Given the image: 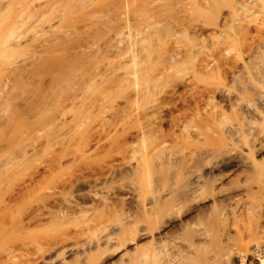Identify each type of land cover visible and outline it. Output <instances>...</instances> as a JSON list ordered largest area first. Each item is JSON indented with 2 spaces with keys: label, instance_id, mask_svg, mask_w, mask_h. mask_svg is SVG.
I'll list each match as a JSON object with an SVG mask.
<instances>
[{
  "label": "rangeland",
  "instance_id": "rangeland-1",
  "mask_svg": "<svg viewBox=\"0 0 264 264\" xmlns=\"http://www.w3.org/2000/svg\"><path fill=\"white\" fill-rule=\"evenodd\" d=\"M0 1L4 6L5 3L2 0ZM30 1L33 2V0ZM30 1L27 0L24 4L22 3L23 0H19L20 3L16 0L17 7L12 3L14 0L11 1V7L13 6L14 10H9V13L13 12L14 14V11L16 13L17 9L15 10V8L19 10V5L21 7L25 5L26 7L28 5L26 2L31 5ZM40 1L42 0L35 3V9L31 8L34 14H31L32 10L30 8L28 9V11H31L29 13L25 10L28 13L25 12L28 18H35L34 15L36 14L37 18H43L42 14L47 10H43V6V13H41L42 11L39 12L41 8H38L37 4ZM46 1L43 0L48 4L49 0ZM55 1L53 4L51 0L49 5H56L58 1ZM90 1L74 0L73 4L72 2L70 5L68 3L67 7L71 8L73 6L74 9L71 8L73 9L72 12L70 10L65 11V14L66 12L73 13L76 8L74 4L78 6L76 10L82 9L78 13L83 14L84 12L85 14V11L90 13L89 11L93 10L90 7L94 6V2L97 5L96 2L99 0L92 1L93 3L91 2L88 9ZM100 1L97 3L102 4L105 0H102V3ZM145 1L147 0L142 2ZM148 2L151 1L148 0ZM153 2L151 3L153 4L152 7L149 6V3H146L149 6H146L148 10L145 7L146 10L143 7V11L139 9L140 12L146 13V16L148 15L151 22L148 23L147 19V25L152 26L151 30L150 28H146L147 30L144 28L146 18L143 19V16L145 15L141 14V17H139L137 14L140 13L137 12L136 15L142 19L139 20L140 23L144 24H137L138 19L133 18L137 19L136 24H134L135 29H133V24L130 23L131 26L129 25V19L127 24L130 27H128H132L133 30L130 29V34L127 32L129 28L127 25L125 26L128 28L126 33L132 36L130 37L125 33L130 37L127 39L125 35L127 40L124 39L125 43L123 41V44L121 43L125 50L115 43L117 49L119 47L121 52L124 50L123 52L127 57L126 59L124 57L125 61L122 57V60L125 63L118 58L121 53L118 57L116 55V58L120 60L117 63L115 52H113L117 49L114 48L115 46H110L116 49L112 51V48L108 46L113 33L109 37V31L107 32L108 35L103 30L101 31L109 37L106 39L107 41L103 38L105 43H102L101 39L103 33H99L101 38L97 41L100 47L96 44L98 49L101 50L102 47L105 49L109 47L110 49L97 52L98 49H94L97 40L96 35H98L96 33L100 32L102 28L99 25L98 30L94 29L96 35L94 30H89L90 32L93 31L94 35L89 31L86 33L88 29L83 30V28L85 29L87 25L82 26L83 28L77 25L80 20L77 24L74 22L77 27L82 28L81 33L78 31L80 29L77 30L74 26L75 24H72L74 27L71 24L69 25V28L71 26L74 29L76 28L73 29L74 34L77 31L78 34H82V38L78 36L80 38L78 45L84 44L89 37L94 39L91 36L92 34L95 36V41L92 39L94 44L90 42V45L97 51L94 52L91 47L93 51H90V45L86 48L85 43L86 46L82 44V47H80L81 45L78 47L82 50L85 47L84 50H89V55L84 50L85 53L80 50L84 54L81 55V52H79L80 56L77 54V57L75 54L78 49L75 53H72L74 52L72 50L71 54L67 53L70 52L71 48L75 49L77 46L71 44L72 40H75V36H73V32L72 34L67 33L69 30L66 31L68 25L65 23L69 20L72 23V20L78 22L77 19H74L78 14H76V10V13L74 12L76 15L69 13L74 18L69 17V19L67 17V21L64 25H61L64 22L62 11L67 8H64L66 4L64 1L65 4H58H61L63 6L61 8L64 9L58 11L60 7L55 6L57 7L55 12L60 13H58L59 15L54 13L59 18L63 17L62 22L56 16L58 19L55 20L58 23L54 24V18L56 17L52 14L53 9H49L47 15L43 14L47 19L46 16L51 13L52 16L49 17L51 20L47 19L48 23L54 21V23L52 22L53 26L49 25L51 28L55 26L57 28L55 27L52 32H48L46 31L48 27L44 25L46 29L42 28L44 31L39 32L36 29L45 23H39L38 21L41 20L39 18L34 19L35 22L38 20L39 24L35 22L28 23L29 20L27 21L28 18L26 19L24 15L27 23L30 24V29L34 26L40 27L33 28L35 30H33L35 32L33 36V31L27 30L28 26L26 25L28 24H24L28 33L25 34V29H21L28 38L25 39L24 36L25 41L22 40L23 33L21 30L18 29L20 30L18 34L16 29L15 38L21 37L19 39L20 43L17 42L19 45L15 43L17 46L14 45V47L8 48L0 56V66L3 68L2 71L0 70V124L1 126H4V123L9 125L6 124L9 128L5 126V134L3 133L5 139L0 141V264H40L42 261H48V264H129L127 259H132L137 253L139 254L140 247L142 251L143 249L146 251L147 247L149 250L150 245L148 244L150 242L148 238L138 237V234L142 232L139 225L143 220L144 209L138 201L124 200L125 188L131 186L138 194L146 195L144 193L147 189V179H151L154 187H159L163 181L168 184L167 182L170 179L173 180L174 171L172 169L174 168L172 167L181 168L189 157L185 158L183 156L184 159L182 157L181 159L184 161L179 158L178 163L174 161V165V162L169 165L160 149L162 145L166 148L169 147L170 152H173V150L174 152L182 150L184 152V150L223 145L225 137L221 136V132L219 133L216 130L214 122L223 115L232 118L234 113L231 109L230 100L223 94V91L228 87H233V84L235 86L236 84L237 86L242 84L243 87H246V81L241 76L238 75L235 76V79H232L234 78L232 74L238 69L242 60H253L255 58V55L252 56L253 50L264 40V12L256 10L253 15L242 19L241 14L249 10L243 0H156V2ZM85 3L87 4V7H85L87 10L84 9V11L83 5ZM10 4L8 7H10ZM2 6L0 8L5 9L7 7L6 5L5 8ZM153 6L154 9H149ZM137 7L136 10L134 9L135 11H138ZM36 8L39 9L38 12ZM94 8L96 12L98 9L100 10L99 7L98 9ZM50 10L52 11L49 13ZM91 13L93 14V12ZM134 13L132 10L129 17L132 18ZM10 14L6 13V15ZM39 14L40 16H38ZM131 14L133 15L131 16ZM6 15L4 14V16ZM79 16L77 17L80 18L81 16ZM94 16L92 15V17ZM101 17H99V20ZM82 18L87 21L86 16L85 18L81 17V20ZM106 18L104 17L105 20H103L107 21ZM94 19L95 17L91 21L88 20V23H92ZM91 23L88 25H91ZM113 23L117 24L118 21ZM57 24L64 26L63 28L67 27L65 28V36H73L70 42L66 40L67 43L71 44L68 43L69 47L68 45L65 46L67 43L63 39H68V37H62L64 30L60 26L62 35L59 36L61 30H58ZM111 24L107 25L111 26ZM102 25L101 27H103ZM106 26L105 28H107ZM113 26L115 27V25ZM114 27H111V30ZM105 28L103 27V29ZM106 30H110V28L108 27ZM82 32L86 33L85 36H90L86 38ZM14 36H12L11 41ZM51 36H57L59 39L63 38L60 41H63V45L68 50L64 48L61 42L59 44L67 50L66 54H62L64 51L56 54L58 50L61 52V48L58 49L61 46L56 44L54 37L52 46L54 45V48L57 46V51L54 50L55 53L50 51L54 48H50L48 45L46 47V44L44 47H36L39 46L40 42V45H44L42 44V42H45L43 39L49 42ZM57 37L56 40L58 41ZM69 39H71L70 36ZM82 39L85 41H82ZM91 39H88V41ZM27 40H34V43L30 42V44ZM99 40H101V44ZM48 42L45 43L49 44L50 42ZM87 44L89 43L87 42ZM102 44H105L106 47ZM46 48L53 53V64L51 65L52 62L50 63L48 58L41 59L44 60L43 64L46 63L47 65L49 62L48 66H51L44 67L45 65L41 64L43 70L40 71H44V68L47 69L43 73L37 68L36 71L40 72L38 77L39 73L34 72V66L35 68L40 66V62L37 63L40 57L35 56L38 54L40 56L42 51L43 53L46 52ZM50 52L47 51V57ZM107 52L114 53V55ZM44 54L46 55V53ZM44 54L41 57H46ZM55 54L56 56H54ZM125 54L123 53V56ZM33 56L37 59L34 60L35 62H30L29 65L32 66V63H37L39 66L35 64L33 68L30 66V69H27L29 71H26L28 72L26 73L27 78L31 76L28 81L33 80L27 85L28 87L22 85L27 89L22 90V86H20L21 81L26 76L22 77V80L20 79V85H17V89L13 87L16 84L8 85L13 90L10 87H5V85L7 86L6 83L11 84L10 81L14 79L7 78L10 73L11 75L14 74L13 71L10 72L12 66H20V63L23 64L22 61L24 60H28L27 63H29V58L33 60ZM49 58L51 59V57ZM103 62H107L106 65L108 66L105 65L106 68H102V66L104 67ZM120 62L124 65L120 66ZM71 63L73 68L76 67L74 71L71 70L72 72L69 71L68 67ZM10 64L12 66L9 70L6 67H9ZM2 68L0 67V69ZM73 68L70 67V69ZM66 72L65 79L68 78V75H71L69 78L72 77L66 79L67 81L60 76L61 74L63 76L64 73L66 75ZM96 72L98 76H95ZM59 76L65 81H60ZM35 77L37 78L35 79ZM83 77L87 79H83ZM89 77H92V82H89ZM56 78H58V81H56ZM7 79L10 81L8 82ZM78 79L83 80L79 81ZM86 80L89 83L84 82ZM18 86H20V89H18ZM10 98L11 104L6 100ZM9 108L11 112L14 110L13 117H10L12 119L9 121L11 124L8 123V118L11 116ZM5 110L8 112L5 113ZM7 113H9V116L6 115ZM7 116L8 118H6ZM3 117L5 121L7 120L6 122H3ZM1 130L0 132L3 131ZM0 135L2 137L1 133ZM158 150H161V152ZM195 155L197 156V160L193 161V164L196 163L195 167L197 166L196 168L199 169L202 166L204 167L208 162L207 159L206 162L205 158L201 159L198 154ZM195 155L193 159L196 158ZM251 157L264 168V143L261 146L251 148ZM157 158L160 162L158 160L156 164L154 162ZM144 165L149 166V172L144 170ZM242 171L244 169L235 167L218 168L213 176H230L229 184L238 185L241 184ZM248 173L250 174V172ZM208 178L211 183L214 177ZM179 179L183 181L184 177L180 176ZM159 182L162 183L157 186ZM95 183L97 184L95 185ZM211 185L213 186V184ZM153 186L152 189L154 190ZM210 186L206 188V192L214 194L217 190L215 187ZM90 191L97 193L99 198L97 200L91 199L89 196ZM210 191H214V193ZM255 194H264V186L257 190ZM255 194L243 196L245 207L251 208L254 206L257 208V204L263 201L255 199ZM67 200H70V202L66 203ZM255 201H257V204ZM209 205L211 208L213 207L212 203H209ZM220 205L222 206V204ZM209 209L207 208V210ZM257 210L259 209L257 208ZM257 210L253 213V216L251 215L253 218L246 215V211H244L245 214L239 213V224H245L246 226L255 224V227L259 223L262 225L259 226L263 227L264 210H260L263 211L260 214ZM127 216L131 221L122 220V217ZM194 218L193 215L188 214L184 217V220L192 222ZM110 223L119 224L122 228V232H120V229L119 232L113 234L114 239L116 237L119 239H115L119 241L116 242V246L90 244L91 246L86 245L85 250L82 252L71 255L61 254L63 247L72 244L81 245L83 241L89 240L93 235H98L99 231ZM140 228L143 227L140 225ZM133 229L137 232L134 233ZM176 230L174 231L176 232ZM130 231H133V235ZM262 234L264 236V231ZM129 235L133 237L130 238ZM88 237L89 239H86ZM227 260L221 264H264V258L262 259L258 255L255 256L250 253L244 259L232 256Z\"/></svg>",
  "mask_w": 264,
  "mask_h": 264
},
{
  "label": "bare ground",
  "instance_id": "bare-ground-1",
  "mask_svg": "<svg viewBox=\"0 0 264 264\" xmlns=\"http://www.w3.org/2000/svg\"><path fill=\"white\" fill-rule=\"evenodd\" d=\"M11 1H13V0H2V2L5 3L3 5L7 6L6 8L4 6H2L1 1H0V4H1L0 6L5 8V9L0 8L1 9L0 11L3 10L0 13V15H1L0 16V56L4 52H6V50L8 48L14 47V45H16L15 43H17L19 41V39L21 38L20 36H19V38H15V36H14V33L18 29H20V30L25 29V34H26L27 30L33 31L34 30L33 28L36 29L37 27H40L37 25H36L37 27H35V26L33 27V25H35V24H33L31 26V28L32 27L33 28L30 29V24H28L29 22H32V23L35 22L34 19L37 18L36 10H35L36 15H34L35 18H28L27 17L28 16L27 14L29 12H31L30 10H32L31 8L35 9V3L39 0H36V1L33 0V2L28 0V1H30L31 5H29V3L26 2V4H28V5H26V7L24 5L25 4L24 2L27 0H25V1L23 0L22 3H24L23 4L24 6L21 7L18 4L19 5L18 7H20L21 9L19 8V10H18V8H15V10L17 9V12L15 13V11H14V14L12 12L11 13L12 15L9 13L11 10L12 11L14 10L13 6L11 7V4H10ZM34 1H35V3H34ZM57 1H58V3L56 5L51 4L54 2V0H52V2H51V0H49V2H51L50 3L51 5H49V2H48V4H46L45 2H43V0L38 2V4H37L38 8H41V10L39 11V9L36 8V9H38L37 12L42 11L41 13H43V10H47L46 12L44 11L45 13H43V14L47 15L48 10L53 9L54 12L52 10H50L49 13L52 11V14H54V13H56L55 10L57 11L58 6L60 7V9L58 8V11H61L67 7L68 3H69V5L71 2L73 4L74 0H71V1H69V0H62V1L56 0L55 2H57ZM59 1H61V2H59ZM63 1L66 2V4L63 3ZM92 1H94V0H91L90 3H88L89 1L87 2L88 4H90V5H88V7H87V4L85 3L83 5V10L85 9V7H87L89 9ZM99 1H97V2H99ZM101 1H100V3H102ZM142 1H144V0H142ZM142 1L141 0H105L102 4H99L96 2L97 5H95V2L94 3L92 2L94 4V6H92L93 8L92 7H90V8L93 10L89 11L90 13L93 12V14L91 13V16L89 15L90 13H88V11H85V10H87V8L84 10L86 12L85 14L83 11H82L83 14H80L81 12L78 13V11H80L82 9L76 10L78 6H75L76 4H74V7H76L75 10L77 13L75 12V10L73 11V13L75 12L76 14H78L77 16L80 15L81 17H84V18L86 16L87 21L85 19L83 20V18L81 20L80 16H79L80 18H78L77 16H75V18H74V16L70 15L73 13H70V12H69L70 14L68 12H66V14H65V11H68V10L71 11L74 9L73 6L71 5L72 6L71 8H73V9L67 7L66 9H64V11H62L63 12L62 16L64 17V22L61 25H64L65 21H67V17L68 18L71 17L72 19L74 18V19L78 20V22H77L76 20L71 19L73 21V23H72L69 20L70 19L69 18L68 20L70 21V23H69V21L67 23H65L66 25H68L67 26L68 29L66 30V31L69 30L67 32L68 34H72V32L74 34L75 33L74 30L76 28L78 30L79 27H77L76 24L79 23V20H80V23H82L83 25L80 23L77 25H80L81 27L82 26L84 27L85 25H87L86 26L87 28L85 27V29L82 27L83 30L88 29L87 32L85 31L86 33H88L89 30L90 31L94 30V29L98 30L97 28L100 25L99 27L102 29L100 30V28H99L100 32L97 31L98 33H96L98 35L95 34V30H94V34L97 36L96 37L97 40L95 42V46H94L95 48L94 49H98L96 44H98V46L100 47L99 42H97L98 39L101 38V35H99V33L104 32L106 35H108L107 34L108 31H109L108 32L109 37L113 33V36L110 38V42L108 43V46L109 47L115 46L114 48H116V46H117L116 44H118L119 47L124 49L123 48L124 46L122 47V44H123L122 41L124 42V39H126V38L128 39V38L132 37V36H130V34H131L130 29L131 30L135 29L134 28L135 27L134 24H136L135 21H137V19H138L139 23L137 22V24H144V23H140L139 20H142V19L139 17H141L140 16L141 14L145 15L146 13H144V12L142 13V12H140V10L142 9V7L146 8L148 3L150 4L149 6L153 5V4H151L153 2V0H149L151 2H148V0L145 2H142ZM243 1L249 10H246L244 13L241 14L242 19H245L248 16L253 15L254 13H256V10H262V12H264V0H243ZM17 2L20 3L21 1L19 2V0H17ZM17 2H16V0H14V2H12V3L15 4ZM41 2H43L44 5L41 4ZM154 2H156V0H154ZM32 3L34 4L33 7H32ZM59 3H62V5L65 4L64 5L65 7L62 9L61 7H63V6L61 4L58 5ZM139 3H141V5H139ZM144 3L145 4L147 3V4L143 5ZM9 4H10V7H8ZM155 4L157 5V3H155ZM155 4H154V6H155ZM48 5H49V7L50 6L51 7L50 8L48 7V9H46ZM138 5H139V7L140 6L141 7L140 8L137 7ZM14 6L17 7L16 4ZM43 6L45 9L43 8ZM52 6H54V7L52 8ZM55 6H57V7H55ZM149 6H147V7H149ZM154 6H153V8H151L152 7L151 6L149 9H154ZM23 7H24V9H22ZM94 7H96L97 9H98V7L100 8V10L98 9L99 12L97 10V12L99 14L96 11H94V9H95ZM136 7H137L138 11H135ZM29 8H30V10L28 11ZM42 8H43V10H42ZM25 10H27L28 13ZM132 10H133V13L135 11L134 15H136V13L139 12L140 14H137L139 17L137 15L134 16L133 14H131V16L133 15L132 18L129 17L130 13H132ZM6 11H8V12H6ZM141 11H143V9ZM2 13H4L5 15H6V13H8L10 15L4 16V14H2ZM58 13H60V12H57L56 14H58ZM75 13H74V15H76ZM31 14H34L33 10H32ZM40 14L38 16H40ZM43 14H42L43 18H40V17H38V18L41 20H44V21L42 22L41 20H39V21L36 20L35 23H37V24L45 23V24H43V26L45 25L46 27H48L46 31L52 32L56 26L54 28H51V26H53L52 24L54 23V21H55L54 24L58 23V22H56L57 20H55V19H58L59 16L56 15L58 17L57 18L54 14V16L56 18H54V21H52L53 23L51 21H50V23H48L47 19L51 20V18H49L52 16L51 13L48 16H46L47 19L44 17L45 15H43ZM67 14H69L70 16ZM24 15L25 16L27 15L26 19L28 18L27 19V21L29 20L28 23H27L26 19L24 18ZM65 15H67V16L65 17ZM92 15L93 16L95 15L94 17H95V19H97V21H95V19H94V21H92V23L90 22L91 25H88V24H90L88 22L94 18V17H92ZM101 15H103V17H101ZM235 15H234V17H236ZM30 16L33 17V15H30ZM97 16H98V18H96ZM60 17H61V15H60ZM63 17L59 18L60 22L63 21L62 20ZM90 17L92 18L91 20H90ZM99 17H101L100 20H99ZM104 17L105 18L107 17L106 20L108 19L111 22L108 20H107L108 22L104 21L105 20ZM143 17H142L143 19L146 18L145 19V23H146L145 25L147 26L146 27L144 25L145 26L144 28L145 29L150 28V30H151L152 26L147 25V19H148V23L151 22V21H149L148 15L147 16L145 15ZM133 18H137V19H133ZM131 19H133V20L131 21ZM24 20L26 21V23H24L25 22ZM32 20H34V21H32ZM45 20H47V22H45ZM52 20H53V17H52ZM74 21L76 22V24ZM112 21L113 22L118 21V23L114 24ZM127 21L129 22V25H130V23H131V25L133 24L132 25L133 29H132V27L129 28L131 25L129 26L127 24L128 23ZM133 21H134V23H133ZM85 22L88 24H86ZM102 22H103V25H102ZM46 23H47V25L51 24V26L49 25L51 30H50L49 26L46 25ZM106 23L107 24L112 23L113 25H115V27L112 24H111V26H108ZM24 24L25 25L28 24V25H26V26H28L27 30H26V26ZM59 24H57L58 30H61L60 27L62 28V30H64L63 31L64 35H62V30H61L59 36L62 35V37H63L66 35L65 34V32H66L65 28H67V27L63 28L64 26H61ZM70 24L71 25L75 24L74 26H76L75 29L73 28L74 27L73 25H72L73 27L72 26L70 27L72 31L69 28ZM22 25H24V26H22ZM101 25L104 28H105V26L107 28L109 27L110 30L105 31V29H107V28L103 29V27H101ZM117 25H119V27H117ZM126 25H127V27L129 26L128 27L129 30L127 27H125ZM43 26L41 25V27L38 28L39 30L38 29H36V30L39 32H41V30H42V32H43L44 31L43 29L44 28L46 29V27L45 26L43 27ZM88 26H90L91 28L90 27L88 28ZM92 27H93V29H92ZM111 27H114V29L112 28V30H111ZM82 28H79L80 30H78V31H80V33H81ZM124 28H125V30H124ZM20 30L17 31L18 34L20 33L19 32ZM22 30H21V32H22ZM102 30H103V32H101ZM31 31H29V32H31ZM34 31L32 32L33 36L35 33ZM78 31L76 34L79 33ZM90 31H89V33L93 32V31L92 32H90ZM110 31H112V32H110ZM126 31L129 32L130 34L126 33ZM82 33H84V32H82ZM86 33H84L83 36H85ZM125 33L130 37H128ZM18 34H15V35L17 36ZM76 34L73 35V36H75L74 37L75 40L73 39L72 35L65 36L66 38L68 37V39H63L62 37L61 38L63 40H65V42H66V40L67 41L69 40V42H70V40L73 39L72 42H74L75 44L72 42H71V44H73V46L76 45L77 47L75 46L76 48L73 49L70 46V48H71L70 52H67V53L71 54L72 51H74L72 53H75V51L78 49L77 50L78 52L75 55L77 56V54H78V56H80L79 52H81L85 49L84 46L87 45L86 46V48H87L88 45H90V42H92L91 44H94L95 36H93L94 35L93 33H92L93 35L91 34V36L94 37V39L92 38L94 41L91 39V37L88 38V36H90V35L85 36L86 38L91 39L90 41H88V39L83 37L86 39V41L89 44H87V42L82 39V41H85L84 44L86 43V45H84L81 41V43L84 45L83 46L84 48L82 50V48H80V47H82V44H80L81 46L78 45L80 43V38H82V34L81 35L80 34L76 35ZM103 34H102L103 37L101 38L102 41L104 40L103 38H105V40L107 38H109L108 36H106L104 34L106 36L105 37ZM22 35H23L22 40H24L26 35H24V33ZM125 35H126V38H125ZM12 36H14V39H13L14 41L13 40L11 41ZM69 36L71 39H69ZM78 36L79 37L81 36V37L79 38ZM32 37H31V39H32ZM53 37L52 36L50 37V40H52V41L49 40V42L51 44L48 42V40L43 39V40H45V42L47 41L49 44L42 42V44H44V45H40L41 44V42H40L39 46H36V44H34V45L36 47H41V46L44 47L46 44V47L49 46L50 48L51 47L54 48L55 46L54 45L52 46V44L55 41V42H57L56 43L57 45L61 46V47L58 46L59 47L58 49L61 48L60 49L61 52H59V50H58V52L56 54L62 53V51H64L62 53V54H64L68 50V48L65 46H67L69 42L68 43L66 42L67 44L64 43V44H66L64 46L62 43L63 41H60L62 39H59V37L55 36L54 41H53ZM56 37H57L58 41L56 40ZM25 39H28V38L26 37ZM43 40H41V41H43ZM33 41L34 40H27V42H29V43L30 42L32 43ZM99 41L101 44V40H99ZM60 42L62 43L64 48L67 50H65L62 47V45H60L61 44ZM19 43H20V41H19ZM37 43H39V42H37ZM102 43H105V42L103 41ZM110 43L113 45H111ZM71 44L69 43V45H71ZM69 45H68V47H69ZM78 46H80V47H78ZM102 46L106 47L105 44L104 45L102 44ZM90 47H91V45L89 46V48ZM109 47L108 48L106 47V49L102 47L105 50H103L102 48H101V50L107 51V49L112 48V47H110V48ZM119 47H118V49L116 48L117 50L114 48H112L111 50L112 51H113V49L116 50V51H113V52H115V58H116V55L118 57V55L121 53L122 55L120 54L118 58H120L121 61L124 62L126 57H127L125 52H123L125 49L121 52L119 50ZM62 48H63V50H62ZM91 48L89 50L93 51L94 49L92 48L93 50H91ZM46 49H45L46 52L44 51V53H46V55L42 51V53L46 57H44V58H43V56L41 57V55H43L42 53H40V56H39V54L37 56H35V57H40L37 60V63L40 62L39 63L40 66L37 65V63H34V64L32 63V66L29 65L30 62L37 59V58L35 59V57L33 56L34 57L33 60H30V58H29V63H27L28 60H26V61L24 60V61H22V63L24 65L20 63V66L19 65H13L12 66L10 64L9 67H6L7 69L9 68V70H10V66H12L14 68V69L11 68V71H10V72L13 71L12 73H14V74H12V75L14 77H10V76H12L11 73L7 72V73H10L9 74L10 76L7 78H10V79L14 78V79H12L11 81L9 80L11 82V84L6 83L7 86L5 85V87H10V89L13 90V88H11V86H12V84H16V86L13 85V87H15V89H17V85L18 84L20 85L19 81H21L22 77L24 78V76L27 75L26 73L29 72L27 69L28 68L30 69V66L33 68V66L35 64H36V66L40 67V68L39 67L35 68V66H34V69H35L34 72L39 73L38 77L40 76V72L44 73V71H46V69H47L44 67H46V66L50 67L53 64L52 55H53V53H55L54 50L57 51V46L53 50H50L53 53H51L48 50V48H46ZM89 50L88 51L84 50V51L89 55ZM101 50H99V49H98V51L94 50V52L95 51L101 52ZM47 51H48V53L50 52V55L48 57H47ZM111 52H107V53H111ZM128 52H129V50H128ZM84 53L81 52V55H83ZM123 53L125 54L124 56H123ZM56 54L54 56H56ZM111 54L114 55V53H111ZM75 55H74V57H75ZM254 55H255V58L253 60H249V59L248 60H242L238 66V69L232 74V77H234L232 79H235V76L236 77L238 75L241 76L242 79H244L246 81L245 82L247 84L246 87L245 86L243 87L242 84L240 85L241 87L237 86V84H236V86L233 84V87H228L223 91V94L229 98L230 103H231V109L234 112L232 115L233 117L231 116L232 118L226 117V115L225 116L223 115L214 122V127L217 128L216 130L219 131V133L221 132L220 133L221 136L225 137L223 139V145L217 146V147L215 146V147L191 149V150H187V151L184 150V152H182L183 150L179 151V152L178 151L174 152V150H173L174 153L170 152V150H168L169 147L166 148L164 145H162L160 149L162 150V154L165 155L164 159H166L168 161L169 165L170 164L172 165V163L174 161L179 162V158L181 159V157H182V159H184L183 156H185V158L187 156L189 157V158H187V160L185 159L186 160L184 162L185 164L182 167L180 166L181 168L178 167V169H177V168H175L176 166L172 167V168H174V169H172V171H174L173 174L175 175V176L172 175L174 177L173 180L170 179L172 181L169 180L167 182L168 184H165L166 182L163 181V183L165 185L162 182L161 183L163 185L159 182V184L157 186H159L160 184L161 185L159 187H154L152 185L153 183H151V179H147L146 180L147 189H146V192L144 193L146 195H142V194L140 195V193L138 194L137 191H135V189L131 186H128L127 188H125L124 200H126V201H130V200L138 201L139 204H142V207H143L142 209H144V215L142 217L143 220H141V222L143 221V223L140 222V225L143 228H140V225H139V229H142V232H140L138 234V237H142L143 239L148 238L149 242H150V244H148V245H150L149 250L147 247L146 251H144V249L142 251L141 247H140L141 252L138 251L139 254L137 253V255L132 259H127V260H129L128 261L129 264H221L224 261H226L227 258H230L232 256L244 259L245 257L248 256L249 253L253 254L255 256L258 255V257H261L262 259L264 258V236L262 234L264 231L263 230L264 226L260 227L259 225H261V224H259V223L255 227H254L255 224L252 226H246L245 224L240 223L241 224L240 225L239 224V216H238L239 213H244V211H246V215L251 217V215L253 216V213L256 212L257 208L259 209V210H257V211H259L258 212L259 214L261 212L260 210H264V194H258V195L255 194L257 192V190L261 189L264 186V168H262L258 163H256L255 160L251 157V148L255 147V146H261L264 143V40L255 47V49L253 50L252 56H254ZM49 57H51V59ZM122 57H123L124 61L122 60ZM124 57H125V59H124ZM45 58L46 59L48 58L49 59L48 61H50V63L52 62L51 65L48 66V64H49L48 61H46V62H48L47 65H46V63L43 64L44 60H41V59H45ZM118 61H120V60L117 59V63H118ZM25 63L28 64L29 67ZM106 63L107 62L102 63V65L104 64V67L101 65L102 68H106V66H108V65H106ZM124 63L123 64L121 63L120 66L121 65L123 66ZM41 64L43 66L45 65L44 67L42 66L44 68V71H40L42 69ZM73 66H75V65H73ZM0 67L2 68V66H0ZM68 67H69V71H71V70L74 71V69H76V67L75 68L72 67V63ZM70 67L73 69H70ZM37 68L39 69L40 72L36 71ZM97 68H96V70H97ZM7 69H5V70H7ZM0 70L2 71L3 68ZM26 71H28V72H26ZM30 71H33V70H30ZM67 72H66V75L64 73L63 76H62V74L60 76L64 78L65 76H67ZM135 73H137V72H135ZM68 74H70V72H68ZM72 75H74V74H72ZM60 76H59V78H61ZM69 76H71V75H68V78H66L67 80L72 78V77L69 78ZM95 76H98L97 72H96ZM30 77L28 76V78H30ZM26 78H27V76H26ZM28 78H27V80H25V79L22 80L21 81L22 84L20 86H22V85L27 86L29 83H31V81H33L30 79V82H29ZM36 78L37 77H35V79ZM89 78H88L89 82L90 81L92 82V77H89ZM32 79H33V76H32ZM83 79H87V78L83 77ZM83 79H81V80H83ZM59 80L61 81L62 78ZM65 80H62V81H65ZM81 80H79V81H81ZM7 81H8V79H7ZM23 81L28 82V83L26 84ZM56 81H58V78H56ZM84 82H88V81L86 80ZM81 83H83V82H81ZM8 85H11V86H8ZM20 86H18V89H20L19 88ZM21 88H22V90L27 89L26 87H23V86ZM10 89L8 88V90H10ZM7 98H8V96H7ZM6 100L8 101L9 104H11L9 101V100H11V98L6 99ZM6 112H8V111L5 110V113ZM9 112H11L10 108H9ZM12 112H11V116L8 115L9 113L6 114L9 116V118H8V116L6 117L9 119L8 123H9L10 119H12L10 117H13L12 115L14 114V112L13 113ZM3 119H4V117H3ZM60 119H61V117H60ZM6 121L4 119L3 122H6ZM6 124L4 123V126H1V124H0V127H2L0 129L3 130V131L1 130L2 132H0L2 134V137L0 135V137H1L0 141H3V139H5V136H4L5 131L4 130H5ZM9 124H11V123H9ZM8 126H6V128H9ZM3 127H4V129H3ZM7 130H9V129H7ZM3 136H4V138H3ZM161 150H158V151L161 152ZM171 151H172V149H171ZM195 154H198V157H201V159L205 158L204 159L205 161L207 159L208 162L206 161L207 164H205L206 162L204 163L205 164L204 167L202 166V168H200V169L196 168L197 166L195 167L196 161L194 162L195 164H193V161L197 160V156ZM194 155L196 156V158L194 157V159H193ZM158 160L159 159L157 158L154 163L157 164L158 162H160V160L159 161ZM156 161H158V162H156ZM182 161H184V160H182ZM174 164H175V162L173 163V165ZM228 167L229 168L235 167V168L244 169V171H242L241 177H240V179H242L241 184L230 185L229 184L230 176H226V175H224V176L223 175L222 176L221 175L220 176H213L215 171L218 168H228ZM149 169L150 168L147 165L144 167V170L147 172L150 171ZM172 171H170V172H172ZM247 171L250 172V174ZM180 176L184 177L183 181H181L179 179ZM208 177H214L211 183L208 181V179H209ZM96 184L97 183H95V185ZM211 184H213V186ZM152 186L155 188L154 190L152 189ZM208 186L213 187V188L215 187V189L217 191H215V193H214V191H210V192H213L214 194H211L210 192H209L210 194H208V192H206L207 191L206 188ZM150 188H151V190H150ZM153 191H156V192H153ZM251 194H255V197H254L255 199H257V200L260 199L259 201L263 200L260 202L261 206H260V204H257V201H255V203L258 205L257 208L254 206H253L254 208L253 207H251V208L245 207V205H244L245 200L243 201V196L251 195ZM89 196L93 200H97L99 198L98 194L95 193L94 191H90ZM259 201H258V203H259ZM69 202H70V200L66 201V203H69ZM209 203H212V205H213L212 208L209 205ZM220 204H222V206ZM220 206H221V208H219ZM207 208H210V209L207 210ZM183 210H184V212H183ZM142 214H143V210H142ZM188 214H191V215H193V217H195L194 221L187 222L184 220V217L187 216ZM251 218H253V217H251ZM260 219L262 220V218H260ZM122 220H124L126 222L131 221L128 216L124 217V218L122 217ZM227 221L231 223V224L230 223L228 224L229 225L228 228H227L228 225L226 224V223H228ZM177 228H179V229L176 230ZM120 229H121V231H120ZM174 230H176V232ZM119 231L122 232V228H121V226H119V224L110 223L106 227H104L103 230H100L98 235L97 234L93 235L92 237H90V239H89V237L86 238L89 240L83 241L82 242L83 244L82 243H81V245L72 244V245H68V246L63 247L61 250L62 251L61 254L63 253L65 255H71V254L82 252L85 250L86 245L89 246L90 244H94L95 246H101V245H108L109 246L110 245V247L111 246L113 247V245H115L116 242H119V241L115 240L116 238H117V240H119L118 237H116V235H115L116 238L115 239L113 238L114 237L113 234L115 232L117 233ZM133 231H134V229H133ZM135 232H137V231H134V233ZM132 235H133V233H132ZM129 236H130V238L133 237L131 235H129ZM151 242H152V244H151ZM137 248L139 249V247H137ZM48 263H49L48 261H42L40 264H48Z\"/></svg>",
  "mask_w": 264,
  "mask_h": 264
}]
</instances>
